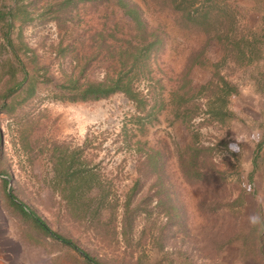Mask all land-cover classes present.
<instances>
[{
  "label": "rangeland",
  "instance_id": "obj_1",
  "mask_svg": "<svg viewBox=\"0 0 264 264\" xmlns=\"http://www.w3.org/2000/svg\"><path fill=\"white\" fill-rule=\"evenodd\" d=\"M65 1L22 0L31 20L16 18L11 47L0 46V262L87 264L11 205V188L23 210L97 264H264V227L247 221L253 212L264 218V147L248 181L264 142V0H177L194 17L212 13L188 29L162 0H124L150 27L163 25L151 78L136 83L156 116L146 124L140 113L141 132L122 94L55 98L69 78L103 80L105 47L129 39L114 0ZM9 5L0 0V9ZM6 31L0 24V40ZM242 39L252 50L244 64L235 49ZM196 57L204 66H190ZM184 75L185 108L196 111L187 121L174 119L170 96ZM67 172L75 175L62 183Z\"/></svg>",
  "mask_w": 264,
  "mask_h": 264
},
{
  "label": "trees",
  "instance_id": "obj_2",
  "mask_svg": "<svg viewBox=\"0 0 264 264\" xmlns=\"http://www.w3.org/2000/svg\"><path fill=\"white\" fill-rule=\"evenodd\" d=\"M90 0H66L65 5L67 8L74 7L77 2H84ZM93 1V0H91ZM98 1V0H97ZM167 7H172L175 12L180 13L179 16V28L181 29H188L189 24H204L208 20L209 11L203 12L198 17H194L192 12H190L189 6L184 5L183 3H176L177 0H162ZM170 1V5L169 2ZM209 1V0H207ZM114 3L117 4L118 8L122 11L123 17H127L128 21L125 22V33L126 36L129 38L125 40V46L119 47H105L107 53L105 58L108 60V65L106 68V75L101 81H84L79 82L82 78L78 76L76 79L69 78L65 84L57 85V88L62 90L60 97H55L56 99L68 101V102H80V103H88V102H97L100 100L107 99L115 94H122L125 96L129 101L133 103L135 106L136 112L139 114L137 116V126L139 128V132L143 131L146 124H150L152 121H156L155 112L151 109L147 110V99L146 95L142 94L136 83H138L142 78H151V60H155L159 53L160 49L164 46V39L161 37L163 32L161 28L163 25L158 24L155 27H150L141 17V14L137 7L131 6L124 0H114ZM20 3V7H19ZM12 4L14 6L9 5L6 10L0 9V24L5 25L8 29L4 33L3 42L0 46L5 45L4 47H11V41L9 39V33L13 28L14 20L17 18L22 19L23 23H27L30 19L29 13L26 10L25 5L22 4V0H12ZM64 5V4H63ZM69 6V7H68ZM116 7V6H115ZM59 18V17H58ZM224 18V17H223ZM51 19H57L56 16H53ZM210 26V25H209ZM123 29V27H122ZM115 32L113 28L111 33ZM164 35L166 33L164 31ZM112 36V35H110ZM168 37V36H166ZM246 40V39H245ZM244 39L239 41L235 46L238 55H236V60L241 64L249 63L252 58L248 57L245 52V49H248V54L252 52L247 42ZM245 42V43H244ZM105 45V39L102 40V43L98 46V49H102ZM106 46V45H105ZM110 49V50H109ZM17 58V57H16ZM93 58V57H92ZM86 59L83 70L81 73L83 74L84 71L87 69L88 64L90 63L91 59ZM18 60V59H17ZM101 60L99 59V62ZM190 66H204V63L201 62L198 57L191 58ZM27 75L24 74V79L26 80ZM183 80L179 87L171 92V104L173 106V115L175 120H183L187 121L189 118L192 117L191 114H196L194 110H187L185 108L186 104L189 102V92L185 90L187 86L186 75L183 76ZM23 79V80H24ZM22 80V82H23ZM50 82V80H48ZM223 87H225L226 94H231L235 92V87H230L228 83L221 78ZM18 87L22 86V83L17 85ZM8 94L6 93L5 97ZM140 113H145L146 116V124L142 123V119L140 117ZM215 117H219L222 119L226 116V112L222 109H218L215 112H212ZM191 115V116H190ZM264 147V142L259 143L256 145L252 159L250 170L248 172V181L251 185L253 182L254 174L258 168V160L262 149ZM194 161L192 157L189 159V163ZM192 162L190 166H192ZM69 174V175H68ZM75 174L73 173H65L64 176L60 177V181L62 183H70V178L72 179ZM74 179H76L74 177ZM78 180H84L83 178H77ZM2 184L4 188L7 189L8 187V180L2 179ZM11 188H8L7 199L11 205H13L16 209H18L28 220H30L35 228L42 232L43 234L54 238L55 240L59 241L61 244L75 250L80 254L82 258L86 261L87 264H97L95 259H93L87 253L81 251L79 248L75 246L74 243L69 241L68 239L57 235L56 233L50 231L47 225L41 220L36 214L33 212H27L23 210L22 203H16L15 197L11 194ZM18 201V200H17Z\"/></svg>",
  "mask_w": 264,
  "mask_h": 264
},
{
  "label": "clouds",
  "instance_id": "obj_3",
  "mask_svg": "<svg viewBox=\"0 0 264 264\" xmlns=\"http://www.w3.org/2000/svg\"><path fill=\"white\" fill-rule=\"evenodd\" d=\"M248 224L252 227L262 226L264 227V218H262L259 214L253 212L247 218Z\"/></svg>",
  "mask_w": 264,
  "mask_h": 264
},
{
  "label": "crops",
  "instance_id": "obj_4",
  "mask_svg": "<svg viewBox=\"0 0 264 264\" xmlns=\"http://www.w3.org/2000/svg\"><path fill=\"white\" fill-rule=\"evenodd\" d=\"M0 42H2V39L0 40ZM0 45H1V43H0ZM0 264H2V263L0 262Z\"/></svg>",
  "mask_w": 264,
  "mask_h": 264
}]
</instances>
